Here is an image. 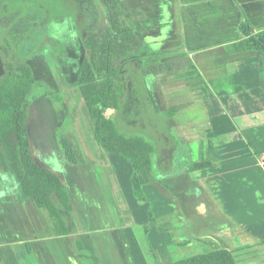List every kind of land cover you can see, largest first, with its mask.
I'll use <instances>...</instances> for the list:
<instances>
[{"label": "crops", "instance_id": "1", "mask_svg": "<svg viewBox=\"0 0 264 264\" xmlns=\"http://www.w3.org/2000/svg\"><path fill=\"white\" fill-rule=\"evenodd\" d=\"M117 1L126 23L165 54L163 60L191 59L180 70L142 78V92L155 112L181 106L162 118L164 142L160 147L152 142V178L141 186L155 216L148 240L150 203L134 196L130 163L96 142L84 101L71 87L78 74L73 45L85 50L79 39L84 26L74 33V21L70 36L44 30L55 46L47 41L45 50L27 60L34 78L58 88L64 98L56 109L49 97L35 96L27 134L36 163L67 188L71 215L56 193L51 200L69 233L58 235L47 209L26 196L1 143L8 170L0 163V264H174L219 249L231 252L235 264H264L263 52L224 47L243 38L244 18L254 29L264 28V0ZM57 6L65 9L69 1ZM53 11L47 3L40 13L50 21ZM33 13V0H0V41L3 33H25ZM58 132L75 135L84 163L63 159ZM199 161L211 165L188 170Z\"/></svg>", "mask_w": 264, "mask_h": 264}, {"label": "trees", "instance_id": "2", "mask_svg": "<svg viewBox=\"0 0 264 264\" xmlns=\"http://www.w3.org/2000/svg\"><path fill=\"white\" fill-rule=\"evenodd\" d=\"M104 11L97 19L81 29L86 55L78 63V74L71 87L79 91L93 124V137L106 151L123 156L131 165L130 183L136 198L146 197L141 186L152 178L151 155L154 144L141 134H127L120 130L107 109L119 110L124 98L142 92V78L148 74H162L180 70L191 64L188 56L163 60L165 54L152 48L148 41L140 38L125 21L117 0H98ZM243 38L224 44L226 51L238 52L260 49L261 82L264 89V28L254 29L247 18L241 21ZM18 49V48H17ZM2 49L3 72L0 76V163L8 170L5 153L21 182L26 196L37 205L45 207L58 235H67L68 227L51 200L56 193L65 211L71 215V204L64 182L53 171L39 165L33 158L28 134V108L33 97L49 96L56 108H60L63 95L58 88L37 80L27 59L32 55L17 50ZM134 82L136 85L134 86ZM181 106H172L161 114L171 117ZM59 149L63 159L70 165L85 162L79 144L72 132L57 133ZM2 143V146H1ZM210 161L194 162L189 171L205 168ZM153 221L151 211L147 234ZM78 246L82 247L80 241ZM155 257L153 251L151 250ZM174 264H235L226 249L196 254Z\"/></svg>", "mask_w": 264, "mask_h": 264}, {"label": "rangeland", "instance_id": "3", "mask_svg": "<svg viewBox=\"0 0 264 264\" xmlns=\"http://www.w3.org/2000/svg\"><path fill=\"white\" fill-rule=\"evenodd\" d=\"M57 1L59 0H33V11L35 12L33 13V25H31L30 27L29 25L31 21L27 19L26 21H28V23H25L23 30L25 31V33H3V40L0 41V54L2 61V49L4 48L13 50L16 47V49L18 48L21 53L23 52V54H26L25 52H29L31 49H33V54H35L39 50L41 51L46 49H41V47L44 46V43H47V41L50 42L49 44H53V46H55V41L51 42L50 39L45 38L46 33L43 32L44 30H49V28H52L59 31L60 33H63V36H70L71 34H73L74 30H72V33H69L68 30L72 27L75 21V27L77 28V31L75 30L74 33L78 34L80 33V28L91 24L94 16H98V14H101V12L104 11L102 5L98 2V0H65L67 3L69 1V7L67 6L65 9L63 7L59 8L57 6ZM47 3H50L51 5L53 4V14H56L50 21H48L49 16H46V14L41 15L40 13V11L42 12V10L45 9V4ZM80 19L84 20L82 21ZM81 37L82 34L80 33V42H82L83 40V38L81 39ZM73 47V53L77 57V60H80L81 56L84 57L86 55V50H84L83 53L82 48H80L81 46H77V48H75L74 44ZM135 85L136 83L134 82V86ZM134 92L135 91H133L131 95H129L131 99L133 96V99L131 100L129 98L126 100V103L124 104L122 109L123 111L125 107L123 113L121 110L117 112L112 109H107L105 112L107 115L112 116L118 121L119 127L124 132L130 134H144L149 138L151 142L156 145V147H160V144H163L164 142L162 136L164 135L166 130L162 123L163 116L161 113H157L152 109L147 100L148 97L146 93L138 92L136 93V95H132ZM85 130L86 129H84V131ZM136 199L140 200L138 198ZM143 201L150 203V211L153 218L152 222H154L155 216L151 209V201L146 198ZM119 215L121 216L120 218H123V214L120 211ZM148 223L149 220L147 224ZM147 236L148 232L146 235V239L148 240Z\"/></svg>", "mask_w": 264, "mask_h": 264}, {"label": "flooded vegetation", "instance_id": "4", "mask_svg": "<svg viewBox=\"0 0 264 264\" xmlns=\"http://www.w3.org/2000/svg\"><path fill=\"white\" fill-rule=\"evenodd\" d=\"M44 11H45V9L42 10V12H44ZM18 37H19V36H18ZM32 52H33V49H32L29 53H27V54H30V53H32ZM35 54H36V53H35ZM30 57H33V53H32V55H31ZM30 57H29V58H30ZM29 58H28V59H29ZM28 59H27V60H28ZM76 61H77V63H79V60H76ZM42 81H43V80H42ZM44 82H45V81H44ZM47 84H48V83H47ZM48 85H49V84H48ZM49 86H50V85H49ZM50 87H51V86H50ZM52 88H55V87H52ZM40 95H43V94H40ZM40 95H36V96H40ZM43 96H45V95H43ZM34 97H35V96H34ZM34 97H33V99H34ZM46 97H49V96H46ZM49 98H50V97H49ZM50 99H51V98H50ZM51 100H52V99H51ZM52 102H53V100H52ZM53 104H54V102H53ZM54 106H55V104H54ZM55 107H56V106H55ZM56 109H59V108H56Z\"/></svg>", "mask_w": 264, "mask_h": 264}]
</instances>
